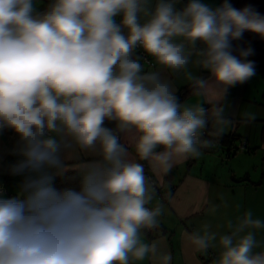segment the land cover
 <instances>
[{"label": "clouds", "instance_id": "clouds-1", "mask_svg": "<svg viewBox=\"0 0 264 264\" xmlns=\"http://www.w3.org/2000/svg\"><path fill=\"white\" fill-rule=\"evenodd\" d=\"M35 9L36 0H0V131L19 137L22 159L10 173L23 177L17 195H0V264H171L163 241L144 242L163 206L149 207L152 182L117 133L131 134L138 160L167 174L213 146L203 138L209 112L181 103L172 81L145 71L135 52L183 73L197 96L215 84L225 97L256 74L254 49L232 42L246 31L264 39V16L228 0L217 8L190 0L181 11L174 0L154 7L150 0H52L46 11ZM189 65L212 81L194 77ZM211 118L219 137L231 122L223 104ZM70 169L81 177L79 189L57 190L54 177ZM227 228L218 235L205 223L187 239L201 253L219 248L214 264H264V252L253 251L264 222L248 210Z\"/></svg>", "mask_w": 264, "mask_h": 264}, {"label": "crops", "instance_id": "crops-1", "mask_svg": "<svg viewBox=\"0 0 264 264\" xmlns=\"http://www.w3.org/2000/svg\"><path fill=\"white\" fill-rule=\"evenodd\" d=\"M50 2L52 0H36V12L46 11L48 7L45 6ZM189 2L174 0L175 10H183ZM200 2L212 8V0ZM155 3L156 0H150L151 6L154 7ZM121 19L122 16L115 18L117 23ZM259 43L264 48V39L260 37ZM148 58L152 64L141 59L145 71H161L162 76L172 81L175 92L191 82L183 73L162 70L155 64L154 58ZM258 67H255L256 74L250 80L230 88L225 97L215 84H211L207 96H197L194 92L181 102L189 106L199 104L208 109L206 139L211 141L217 138L211 110L217 104H223L231 122L219 137L232 136V141L204 148L199 157L178 162L167 178L166 174L154 173L147 161L138 160L131 134L117 133L120 143L129 148V158L144 164L145 174L158 183V190L154 189L155 196L149 207L160 204L163 214L159 218V226L154 229L155 234L145 229L143 239L146 243L163 241L161 251L171 254V264H214L219 248H209L206 253H201L187 239L188 234L199 230L205 223L211 231L222 235L230 232L228 220L235 224L237 218L248 210L253 212L254 218L264 222V72L260 70L262 67ZM188 71L194 77L203 76V79L212 81L209 72L193 65H189ZM245 112H251L254 119L248 120L243 115ZM105 127L115 130L116 124L105 121ZM240 141L245 143L243 149L237 148ZM19 146V137L12 130L0 131V195L5 197L17 195L23 181V177L10 173L11 165L22 159ZM76 158L92 160L96 157L77 153ZM73 162L72 158L68 161ZM7 164L10 166L6 168ZM167 190L169 194L161 199L158 191ZM212 208H215L214 213L210 212ZM254 231L259 247L253 251L264 252V229ZM137 264H159V260L146 258Z\"/></svg>", "mask_w": 264, "mask_h": 264}, {"label": "trees", "instance_id": "trees-1", "mask_svg": "<svg viewBox=\"0 0 264 264\" xmlns=\"http://www.w3.org/2000/svg\"><path fill=\"white\" fill-rule=\"evenodd\" d=\"M225 0H219V6L220 7ZM228 2L237 9H243L245 7H251L256 12L264 16V9H258V3H264V0H228ZM51 4V2H50ZM50 4L46 5L45 8H47ZM43 10H41L38 13H41ZM260 36H258L255 33L252 32H244L243 36L239 40L233 41V47L234 48H248L251 47L254 49V55L250 56L249 59L255 62V67L259 68L258 66L262 67L260 70L264 72V48L260 47L259 43ZM199 78L203 79V76H199ZM195 92L194 85L192 82L186 84L185 86L181 87L177 92L176 95L180 102H182L185 98L190 96ZM220 142L224 143H230L232 140V136H222L217 137ZM168 174V173H167ZM167 174L165 175V178H167ZM81 183V177L78 175V173L74 170H68L62 175L55 176L53 180V186L57 190H63L65 188H72L78 190ZM166 195L169 194V190L164 192Z\"/></svg>", "mask_w": 264, "mask_h": 264}, {"label": "built area", "instance_id": "built-area-1", "mask_svg": "<svg viewBox=\"0 0 264 264\" xmlns=\"http://www.w3.org/2000/svg\"><path fill=\"white\" fill-rule=\"evenodd\" d=\"M135 55H139V56L142 58V60L145 61L147 64H152V63L150 62V60H149L147 54L144 53V51H143L142 49L138 48V49L136 50V52H135ZM117 135H118V134H117ZM118 136H119V135H118ZM206 136H207V130L205 129L204 132H203V138L206 139ZM212 143H213V145H219L220 140L216 138V139L212 140ZM236 146H237V145H236ZM244 146H245V143H244L243 141H240V143L238 144L237 148H238V149H243ZM237 148L235 147L234 149H237ZM9 166H10V164H7V165H6V168L9 167ZM150 180H151V182H152V185H153L154 189L158 190V183L155 182V181L152 180V179H150ZM0 192H1V190H0ZM158 193H159L158 195L160 196L161 199H165L166 196H167L164 192H159V191H158ZM146 230L149 231L150 233H152V235L155 234L154 229H146Z\"/></svg>", "mask_w": 264, "mask_h": 264}, {"label": "rangeland", "instance_id": "rangeland-1", "mask_svg": "<svg viewBox=\"0 0 264 264\" xmlns=\"http://www.w3.org/2000/svg\"><path fill=\"white\" fill-rule=\"evenodd\" d=\"M219 6V0H212V8H217ZM258 9H264V3H258Z\"/></svg>", "mask_w": 264, "mask_h": 264}]
</instances>
